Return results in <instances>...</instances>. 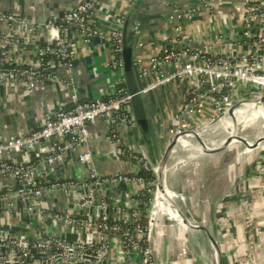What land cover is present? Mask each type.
Masks as SVG:
<instances>
[{
	"label": "built area",
	"instance_id": "2783aa9c",
	"mask_svg": "<svg viewBox=\"0 0 264 264\" xmlns=\"http://www.w3.org/2000/svg\"><path fill=\"white\" fill-rule=\"evenodd\" d=\"M137 1L127 0L128 8ZM199 2L204 8L212 6L209 0ZM171 3L166 1L171 9L169 16L176 24L175 32L181 34V23L192 22L202 10L194 7L182 12L179 7L171 8ZM100 4L101 0H82L63 14L45 20L0 11V27H5L0 28V86L9 83L33 91L48 83H58L70 92L73 102L71 109L48 114L39 128L0 141V201L20 198L21 214H26L35 227L30 235H0V264H160L152 241L157 226H162V218L170 225L183 226L179 204L185 202L186 196L170 189L167 179L168 202L160 195L158 164H151L139 147L114 144L119 158L151 173L154 180L127 172L104 175L96 167V157L90 149L92 127L106 121L111 142L120 136L118 133H135L132 96L126 88L123 60L122 31L127 12L120 15L117 26L108 34L113 51L109 66L116 75L113 92L106 98L81 101L72 77L75 56L71 31L83 44L92 47L102 37L99 29L92 26ZM243 8L245 22L241 32L248 51L236 58L195 47L188 34V41L180 42L179 47L174 46L177 42L167 45L148 64L141 58L135 60L143 94L174 82H188L182 107L174 116L172 137L183 134L188 142L186 139H195L192 133L206 134L209 124L224 119L236 100L258 102L264 98V0H243ZM39 32H45L49 39L45 45L34 48V63L19 64L4 58L10 51L32 45ZM131 32L139 38L138 48H143L138 21L133 23ZM59 69L65 77L57 73ZM205 101L211 103L213 114L203 123L197 116ZM178 147L183 146L178 145L175 151ZM74 154L78 164L86 167L87 175L79 178L60 173L54 179L46 178L49 166H66ZM106 185L114 187L103 190ZM130 187L135 189L133 197L143 189L151 194L145 214L132 211L125 215L121 208L118 200ZM51 195L66 197L63 211L48 207ZM13 204L8 206L13 208ZM107 209L111 211L109 215L99 214ZM144 217L147 227L142 224ZM186 254L184 248L183 259Z\"/></svg>",
	"mask_w": 264,
	"mask_h": 264
},
{
	"label": "crops",
	"instance_id": "0c3cea01",
	"mask_svg": "<svg viewBox=\"0 0 264 264\" xmlns=\"http://www.w3.org/2000/svg\"><path fill=\"white\" fill-rule=\"evenodd\" d=\"M80 1L82 0H0V11L45 20L63 14ZM166 1L172 2L171 8L179 7L182 12L194 7L202 11L195 16L192 22L181 23L183 31L178 34L175 32L176 24L171 22L169 16L171 9L169 10L166 6ZM210 1L212 6L204 8L199 0H145L135 18V21L140 23V43L144 46L143 48L137 47L135 60L151 58L164 47L175 42L177 44L174 46L179 47L180 42L188 41L186 37L188 34L192 36L195 47L209 49L216 55L227 53L232 58H236L247 52L248 46H245L246 40L241 32L245 22L243 0ZM130 10L127 0H101L92 19V26L99 29L102 37L95 41L92 47L83 44L74 30L71 31V49L75 56L72 77L81 101L106 98L113 92L116 75L109 66L113 51L108 34L117 26L120 15L124 12L128 15ZM0 28L5 29L4 26ZM10 30L14 31V28ZM132 36L134 38L133 33ZM48 39L45 32H39L34 37L32 45L24 50L10 51L4 55V58L13 63H34V48L45 45ZM57 73L65 77L62 69H59ZM188 87V82H174L151 93L148 111L152 121L155 148L149 147L138 132L118 133L120 136L115 138L117 141L114 142L115 139H113L111 142L106 121H100L92 127L90 149L96 157V167L99 172L104 175H113L116 172L135 170L136 167H133L130 162L116 155L114 144L122 147L131 144L139 147L147 155L150 163L157 165L166 143L172 138L174 116L182 107ZM72 106L70 92L58 83H48L33 91L26 90L22 85L9 83L1 85L0 141L7 140L16 134H27L39 128L48 114L71 109ZM204 108L208 109L205 113L201 112ZM199 109L198 120L203 123L207 122L208 117L213 114L210 112L211 104L208 105L206 101L202 102ZM211 128H208L206 133L210 136L214 131ZM159 130H162V134L159 135L161 140L157 136ZM192 148L178 147L171 156L167 170L168 187L184 193L186 200L179 204L181 215L188 220L193 219L216 234L220 245L222 243L224 264H232V255L229 250L226 252L225 240L232 234V231L236 234V228L234 226L231 228L225 220L233 210L243 206V201L246 199L242 194L243 184L232 189L230 178H225L228 173L223 172L218 177L219 179L225 178L226 183L216 191L209 192V188L216 184L217 179L211 176L204 180V173L207 169H215L218 165L221 167L220 161L225 154L206 157L196 148V150ZM200 168H203V172L197 173L196 170ZM60 173L79 178L87 175L86 167L78 164L76 155H71L70 163L66 166L55 168L49 166L46 169V178L54 179ZM130 188L131 190H125L124 197L118 200L125 212L127 209L131 210L134 203L133 191L135 189ZM47 202L49 208L63 211L66 197L51 195ZM12 206L15 207L0 208V235L8 234L11 237L30 235L31 229L35 227L29 222L26 214H21L19 202ZM196 217L200 218L201 222L197 221ZM218 218L221 223L217 222ZM162 219V226H157L152 239L160 264H215L211 243L203 232L194 231L179 224L165 226L166 220ZM184 248L187 250L185 259L182 256Z\"/></svg>",
	"mask_w": 264,
	"mask_h": 264
},
{
	"label": "rangeland",
	"instance_id": "374dc122",
	"mask_svg": "<svg viewBox=\"0 0 264 264\" xmlns=\"http://www.w3.org/2000/svg\"><path fill=\"white\" fill-rule=\"evenodd\" d=\"M262 96H264V91ZM238 102H241V100H236V103ZM259 105L264 107V103ZM222 119L219 120L220 122L217 121V125L216 123L209 124L208 128L215 126L211 136L208 134V136L206 134L198 135L209 149L218 148V152L212 155L205 154L206 157L225 154L220 161L221 167H218V165L217 169H207L203 179L206 180L211 176L217 179L216 184L209 188V192L221 188L226 183L225 178H230L232 189L233 187L238 188L241 183L243 184L242 194L246 197L243 201L244 204L237 210H233L225 220V223L231 228L233 226L236 228V234L232 231V234L228 238L226 237L225 243L228 247H226V252L229 250L230 255H232V264H264V141H261L254 148L251 146L248 148L237 141L232 142L233 144H229L226 148L222 144L231 135L240 136L239 138L252 144L258 142L264 138V122L260 117L253 118L248 113L236 115L235 119L232 120L231 127L226 125L227 120L230 121V117L225 115ZM186 140L189 144L192 143L191 145H196L198 148L199 142L197 139ZM209 143H213V145ZM219 148L221 149L219 150ZM196 172H203V168L196 170ZM223 172H227L228 176L219 179L218 176ZM195 219L201 222L200 218L196 217ZM219 220L218 218V223ZM190 221L194 220L191 219ZM212 253L214 260H216L213 249Z\"/></svg>",
	"mask_w": 264,
	"mask_h": 264
},
{
	"label": "water",
	"instance_id": "95a60500",
	"mask_svg": "<svg viewBox=\"0 0 264 264\" xmlns=\"http://www.w3.org/2000/svg\"><path fill=\"white\" fill-rule=\"evenodd\" d=\"M145 0H138L136 4L131 8L129 11V14L126 17V21L123 27L122 31V40H123V60H124V72H125V81H126V88L130 96H132L131 99V107H132V114H133V123L135 127V132H138L140 134L143 141L149 146L154 147V141H153V129H152V121L149 115L148 111V101L151 93L143 94V86L141 83V80L137 73V68L135 65V55L137 51V47L139 44V38H130L131 29L133 26V23L135 22V18L138 15V11L140 10L142 4ZM229 86V85H227ZM264 103V98L258 102H251V101H244L237 103L233 105L226 113L227 117H230L231 120H234L236 115L247 113L251 111L255 106H258L259 104ZM192 135L195 137V139L198 140L199 144L202 146H206L203 140L196 134L192 133ZM183 134L176 135L172 137L165 145V150L162 154V157L160 161L158 162L159 167V173L157 175V181H158V189L161 196L164 197V199L168 202V196H167V187H166V179H167V170H168V163L173 155V152L175 151V148L178 145H182L185 147H194L192 149H197L201 154H209L212 155L216 152H218L217 149H208L206 151L201 150L199 147L193 146L189 144V142H186L184 138H182ZM227 144H231L232 142H241V144L247 146L250 148L256 147L261 141H264L263 139H260L258 142L252 144L249 143L239 137H229L226 140ZM155 148V147H154ZM195 149V150H196ZM221 148H219L220 150ZM114 186L106 185L103 187V190L110 189ZM97 190V189H95ZM87 193L88 191L85 190ZM21 199L20 198H10L6 199L4 201H0V208L7 207L8 205L12 203H17ZM109 215L111 213L110 209H107L105 212L102 210L99 211L100 215L103 214ZM181 224L185 228L193 229L194 231L203 232L207 238L209 239L211 243V248L214 250V254L216 257L215 264H224L223 262V250L221 248V245L219 241L216 239V234L212 233L210 230H208L203 225L199 224L195 221H190L187 218L183 217L181 220ZM194 222V223H193ZM166 223L168 225L171 224L168 220H166ZM196 224V225H195ZM88 259L93 261H98L95 258L88 257ZM49 264V263H48ZM103 264H106L105 262Z\"/></svg>",
	"mask_w": 264,
	"mask_h": 264
},
{
	"label": "trees",
	"instance_id": "16d2710c",
	"mask_svg": "<svg viewBox=\"0 0 264 264\" xmlns=\"http://www.w3.org/2000/svg\"><path fill=\"white\" fill-rule=\"evenodd\" d=\"M132 32L130 33V38H132ZM151 58H143L142 61L144 64H148ZM185 91V90H184ZM186 92V91H185ZM186 95V94H185ZM189 98V97H188ZM206 103L209 105L211 104L210 102L206 101ZM208 108V106H207ZM208 109L204 108L201 109V112L205 113ZM162 134V130H159V132H157V136L159 137L158 139H162L159 135ZM129 145V144H128ZM136 169V168H135ZM128 175H134L137 177H144L146 179L149 180H154V175H152L149 172H146L144 169L142 168H137L136 171L132 170L130 172H127ZM19 184H17V188H19ZM134 203L132 205L131 210L127 209V212H125V215H128L129 213H131L132 211L134 212H139V213H143L145 214L146 211L148 210V208L150 207V200L152 199L151 194L148 193V191L146 189L142 190V193L140 195H135L134 197ZM248 200V199H247ZM142 224L143 226L147 227L148 226V220L147 218L144 217V219L142 220ZM141 242L144 245H147L146 241L144 239L141 238ZM224 262V259H223Z\"/></svg>",
	"mask_w": 264,
	"mask_h": 264
},
{
	"label": "bare ground",
	"instance_id": "6f19581e",
	"mask_svg": "<svg viewBox=\"0 0 264 264\" xmlns=\"http://www.w3.org/2000/svg\"><path fill=\"white\" fill-rule=\"evenodd\" d=\"M248 114H250L251 115V117H253V118H258V117H260L262 120H263V122H264V107L263 106H260V105H258V106H255L251 111H249V112H247ZM219 121V120H218ZM221 121V120H220ZM224 123V122H223ZM216 125H217V123H216ZM227 126H229V127H231L232 126V120L230 119V121H228L227 120V124H226ZM209 127V126H208ZM221 128H222V126H220ZM235 127V126H234ZM214 128H215V126H214ZM228 128V127H227ZM226 128V129H227ZM211 129H213V128H211ZM218 130V129H217ZM231 130V129H230ZM210 131V130H209ZM216 131V130H215ZM217 132V131H216ZM212 133V132H211ZM229 133V132H228ZM213 134H214V132H213ZM207 135V134H206ZM208 136V135H207ZM209 136H210V134H209ZM231 137H234V138H236L234 135H231ZM240 137V136H239ZM229 138V137H228ZM227 138V139H228ZM202 140V139H201ZM220 142V141H219ZM227 141H225L224 143H222L223 144V147L224 148H226L227 146H228V144L226 143ZM205 143V142H204ZM192 144V143H191ZM206 144V143H205ZM209 144H212L213 145V143H209ZM233 144V143H232ZM218 145V144H217ZM196 146V145H195ZM197 147V146H196ZM201 150H203V151H206V150H208L209 148L207 147V144H206V146H202L201 144H199V146H198ZM214 147V146H213ZM181 149V148H180ZM180 149H178L179 151H180ZM188 149V148H187ZM218 149V148H217ZM182 152V151H181ZM180 158V157H179ZM178 158V159H179ZM175 172V171H174ZM173 176V175H172ZM174 176H175V174H174ZM171 179H172V177H171ZM170 179V180H171ZM176 181V180H175Z\"/></svg>",
	"mask_w": 264,
	"mask_h": 264
}]
</instances>
